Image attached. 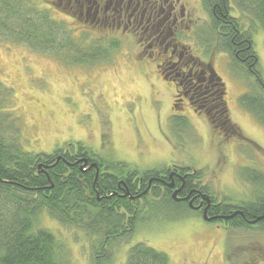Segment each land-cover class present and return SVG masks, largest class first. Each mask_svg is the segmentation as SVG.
I'll list each match as a JSON object with an SVG mask.
<instances>
[{"label": "rangeland", "instance_id": "374dc122", "mask_svg": "<svg viewBox=\"0 0 264 264\" xmlns=\"http://www.w3.org/2000/svg\"><path fill=\"white\" fill-rule=\"evenodd\" d=\"M187 1L189 25L196 32L203 28L210 33L207 8L198 0ZM17 5L24 14L21 21H26L16 26L20 34L31 27L36 34L39 25L46 31H60L55 46L43 53L30 49L22 38L0 37V81L11 95L2 108L11 112L7 116L15 132L10 134L15 133L14 142L24 152L37 155L64 147L72 150L68 143L78 142L104 164L123 162L139 172L162 169L170 163L191 165L202 171L204 178H217L220 197L233 202L264 196V123L238 102L246 91L261 94L262 90L228 53H216L213 60L226 87L229 119L243 136L234 144L212 131L205 115L173 112L174 84L158 83L146 75L149 69L130 64L126 60L131 53L126 48L129 45L122 44L120 51L119 41L109 44L92 27L86 26V32L81 33L82 22L60 13L56 0H24ZM231 14L238 15L234 10ZM240 18L247 25L248 18ZM59 25L79 36L80 42L67 38ZM96 41L107 50L96 47ZM214 44L215 38H210L209 49H214ZM252 48L264 80L262 27L252 33ZM79 52H89L94 59L79 64L64 58L72 59ZM220 153L223 156L218 161ZM163 202L143 210L130 235L119 233L121 238L115 243H105L103 264H125L129 248L139 242L163 251L170 264H264V227L251 224L225 229L185 213L181 206ZM34 227L54 235L62 261L94 264L97 235L61 225L46 210L37 215Z\"/></svg>", "mask_w": 264, "mask_h": 264}, {"label": "trees", "instance_id": "16d2710c", "mask_svg": "<svg viewBox=\"0 0 264 264\" xmlns=\"http://www.w3.org/2000/svg\"><path fill=\"white\" fill-rule=\"evenodd\" d=\"M23 1L0 0V37L18 41V38H22L29 44L30 49L41 53H43L42 50L51 51L48 47L55 46V36L58 37L57 33H60L57 29H49V32L45 30L44 25H39L36 34L31 27L23 35L17 29L16 26L26 22L25 18L21 21L23 11L16 8L17 4ZM230 1L237 16H231L229 13L230 7L228 8L227 0H201V3L204 8H207L209 14L211 12L213 28L219 31L218 34L221 33L216 38L217 50L228 53L238 63L250 66L252 72H247V75L254 76L262 93L253 94L252 91H246L239 97L238 102L264 123V80L258 68L257 56L252 48L253 31L260 27L264 29V0ZM241 15L248 18L247 25L245 21H241ZM26 24L31 26L28 22ZM60 27L61 30L63 29L62 32L70 31L64 30L65 26L59 25V29ZM42 34V38L38 40ZM67 36L71 40L80 42L79 36L77 38L68 32ZM95 43L96 47L99 48L101 45L100 47L105 48L100 41ZM89 54V52H79L72 59L70 56L64 58L68 59V63L82 64L93 58ZM95 55L98 58V55ZM9 92L8 87L0 81V264H68L57 255L58 245L54 235L45 229L34 227L35 218L43 210H46L61 225L81 228L88 234L93 233L100 237L93 257L94 264H103L105 253L102 250L105 243H115L120 237L119 233L130 235L135 230L136 224L141 221L142 210L140 211L141 206L139 207L138 203L127 199L116 200L113 196L118 178L127 176L124 178L130 180L131 176L139 171L133 167L129 169L128 164L123 162L104 164V161L99 160L80 143L69 142L72 150L68 149L70 147L55 149L53 153L58 152L62 157L61 160L57 161L53 168L38 172V164H52L57 155H34L24 152L21 146L14 142L15 133L10 134L12 131L15 132L14 126L8 121L7 116L10 111L6 109V106L2 108L5 100L10 101ZM91 157L102 163L101 166L97 165L100 167L97 176L94 167L87 171L79 169L82 164L79 159L85 158L88 161ZM96 159L93 160L96 161ZM108 168L113 169L111 171L113 175L109 174ZM146 180L148 178L144 175L141 191L146 187L144 186ZM130 191L132 192L131 188ZM151 192L152 196L157 195ZM167 197L165 193L164 199ZM170 201L172 203L168 201L169 204H175L172 200ZM222 208L224 214L232 213L228 212L229 209L226 206ZM237 211L240 213H237L232 221L237 223L238 227H250L251 221L259 216L263 217L254 223L264 227V196L258 197ZM125 214L129 215L127 220L124 218ZM125 264H170V262L163 251L139 242L129 248Z\"/></svg>", "mask_w": 264, "mask_h": 264}, {"label": "flooded vegetation", "instance_id": "af4514ba", "mask_svg": "<svg viewBox=\"0 0 264 264\" xmlns=\"http://www.w3.org/2000/svg\"><path fill=\"white\" fill-rule=\"evenodd\" d=\"M198 2L202 6L201 0ZM187 3V0H56L60 13L82 22V32H86V26L92 27L91 30L102 33L108 42L119 41L120 51L122 44L129 45L126 48L131 53L127 54L126 60H130V64L149 69L150 72L146 75L158 83L172 82L173 112L205 115L212 131L234 144L235 139L243 136L229 119L225 101L226 87L218 76L213 60L216 53H227L218 51L216 44L212 47L214 49H209L208 45L213 37L216 43V38L221 33L218 34L219 31L210 26L211 12H208L210 31L206 30L210 33L203 31V28L198 32L194 31L193 25H189L192 20L190 11L185 8ZM227 3L231 14L234 8L230 0ZM240 64L248 73L252 72L248 64ZM53 152L49 154L60 156L58 152ZM222 156L220 153L218 161ZM93 159L96 158H88L86 165L79 169L90 170L88 166L92 162L101 166L98 159ZM52 164L48 168H53L55 163ZM249 170L252 169L249 167ZM108 171L113 175L112 168ZM144 175L148 180L141 191ZM124 177L127 176L117 179L113 196L116 200L127 199L138 203L142 214L158 204L162 205L164 200V205L171 207L169 202L172 200L175 202L173 206H181L186 210L185 213L188 211L189 215H196L207 223L224 225L225 229L238 228V224L232 221L235 215L228 219L223 217L226 215L223 206L229 209L228 212H234L260 197L239 203L228 200L225 196L220 197V181L215 177L204 178L202 171L187 164L170 163L162 169L134 174L130 180ZM151 191L157 195L152 196ZM127 192L129 195H126ZM173 192L176 193L174 197ZM165 193L168 197L164 199ZM128 217L125 214L126 220Z\"/></svg>", "mask_w": 264, "mask_h": 264}, {"label": "water", "instance_id": "95a60500", "mask_svg": "<svg viewBox=\"0 0 264 264\" xmlns=\"http://www.w3.org/2000/svg\"><path fill=\"white\" fill-rule=\"evenodd\" d=\"M61 158H62L61 156H57V157L55 158L54 163H56L57 161H59ZM79 161H82V165H81V167H80V168L82 169L83 166L86 165V163H87V159H85V158H81V159H79ZM52 165H53V164H52ZM52 165L47 166V165L41 163V164H38V166H37V170H38V172H45V169L48 168V167H50V166H52ZM92 167L95 168V172H96V176H97V174H98V166H97V163H96V162H92V163H90L89 166H88V168H92ZM96 176H95V177H96ZM48 179H49V178H48ZM114 193H115V192H114ZM126 195H129V192H127ZM175 195H176V193L173 192L172 197H174ZM130 198H132V197H130ZM98 199H99V198H98ZM237 213H240V211H234V212H232V213L229 214V215H224L223 217H224L225 219H228V218L233 217V216L236 215ZM262 217H263V216H259V217H257L256 219L252 220L251 223L256 222L257 220H259V219L262 218ZM207 219H209V218H207Z\"/></svg>", "mask_w": 264, "mask_h": 264}]
</instances>
